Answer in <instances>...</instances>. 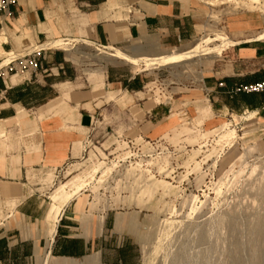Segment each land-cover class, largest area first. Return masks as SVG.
Segmentation results:
<instances>
[{
	"label": "crops",
	"instance_id": "obj_1",
	"mask_svg": "<svg viewBox=\"0 0 264 264\" xmlns=\"http://www.w3.org/2000/svg\"><path fill=\"white\" fill-rule=\"evenodd\" d=\"M209 1L17 0L11 15L0 12V60L41 43L48 47L35 73L0 80V264H35L43 253L78 264H142L132 237L141 210L99 205L82 188L57 194L54 182L82 157L92 136L112 129L132 138L160 137L176 122L175 100L141 90L144 80L123 64L78 74L76 51L67 44L123 47L139 51H121L138 60L180 52L166 50L204 31ZM227 57L222 50L204 68L201 86L189 88L181 104H208L223 115L234 102L237 115L254 116L264 143V92H226L264 80V41L238 40Z\"/></svg>",
	"mask_w": 264,
	"mask_h": 264
},
{
	"label": "rangeland",
	"instance_id": "obj_2",
	"mask_svg": "<svg viewBox=\"0 0 264 264\" xmlns=\"http://www.w3.org/2000/svg\"><path fill=\"white\" fill-rule=\"evenodd\" d=\"M209 3L204 31L188 45L166 50H180L166 58L178 53L184 59L154 57L157 62L140 57L139 62L133 57L138 62H130L116 54L139 56V51L114 47L120 50L114 53V48L86 41L67 44L76 51L78 74L89 77L103 65L123 64L144 80L141 90L157 100H175L176 122L160 137L132 139L112 129L102 137L92 136L82 157L54 182L57 194L66 187L82 188L99 205L141 210L132 237L142 264H264V143L254 116L237 115L234 102L220 115L208 104L182 105L180 98L189 88L201 86L204 68L222 50L228 59L238 40L261 39L264 0ZM53 261L79 263L43 253L35 264Z\"/></svg>",
	"mask_w": 264,
	"mask_h": 264
},
{
	"label": "built area",
	"instance_id": "obj_3",
	"mask_svg": "<svg viewBox=\"0 0 264 264\" xmlns=\"http://www.w3.org/2000/svg\"><path fill=\"white\" fill-rule=\"evenodd\" d=\"M17 0H0V12L12 14L11 7L16 5ZM45 43L38 44L22 53L10 54L0 60V80L6 76L19 75L26 76L35 73L40 68V60L44 51L48 48ZM218 87H225L223 81L217 83ZM227 94L233 96L237 93H260L264 92V80L256 81L253 83H240L235 84L231 88L227 89ZM132 138V137H130ZM141 137H134L137 139ZM131 141V140H129ZM151 140H147L150 143Z\"/></svg>",
	"mask_w": 264,
	"mask_h": 264
},
{
	"label": "bare ground",
	"instance_id": "obj_4",
	"mask_svg": "<svg viewBox=\"0 0 264 264\" xmlns=\"http://www.w3.org/2000/svg\"><path fill=\"white\" fill-rule=\"evenodd\" d=\"M261 39H264V34L261 35ZM199 46H200V45H199ZM194 47H195V46H194ZM197 47H198V46H197ZM192 49H193V48H192ZM195 49H200V48H196V47H195V48H194V51H195ZM205 49H206V48H205ZM210 49H211V48H210ZM189 51H190V49H189ZM189 51H188V53H189V55H190V52H189ZM186 52H187V51H186ZM186 52H185V53H186ZM199 52L201 53V49H200ZM199 52H198V53H199ZM207 52H209V49H208ZM179 53H180V52H179ZM188 53H187L186 55L189 57ZM196 53H197V52H196ZM198 53H197V54H198ZM200 53H199V54H200ZM177 54H178V53H177ZM177 54H176V55L173 54L174 57H173V56H172V57L170 56V57L173 58L174 61H177L178 58H179ZM183 54H184V53H183ZM183 54H182V55H183ZM191 54H192V52H191ZM157 55H158V54H157ZM171 55H172V54H171ZM116 56H117V58H120V59H123V60H127V61H130V62H131V61H134V59H135V58H133L132 56H129V57H128L125 53L123 54L122 52L117 53ZM180 56H181V55H180ZM184 56H185V54H184ZM194 56H195V55H194ZM209 56H210V55H209ZM130 57H132L133 59L130 58ZM160 57H161V56H160ZM162 57H163V56H162ZM162 57H161V58H162ZM166 57H167V55H166ZM166 57H165V55H164V57H163L164 59H163V58H162V59L165 60ZM170 57H168V58H166V59H168V61L173 60V59H169ZM176 57H178V58H176ZM181 57H183V56H181ZM181 57H180V58H181ZM191 57H193V55H192ZM151 58H152V57H151ZM155 58H156V57H155ZM180 58H179V59H180ZM189 58H190V57H189ZM149 59H150V58H149ZM153 59H154V57H153ZM153 59H151L150 61H152ZM157 59H158V58H157ZM157 59H154V60H157ZM182 59H184V57H183ZM182 59H181V60H182ZM159 60H160V59H159ZM165 61H166V60H165ZM165 61H164V62H165ZM134 62H138V61H134ZM141 62H143V61H141ZM157 62H158V60H157ZM157 62H156V63H157ZM159 62H160V61H159ZM147 63H148V61H147ZM149 63H151V65L153 64L152 62H149ZM144 65H146V63H145ZM147 67H148V66H147Z\"/></svg>",
	"mask_w": 264,
	"mask_h": 264
}]
</instances>
